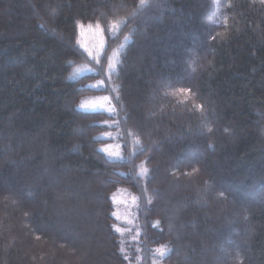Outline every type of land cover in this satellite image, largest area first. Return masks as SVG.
I'll list each match as a JSON object with an SVG mask.
<instances>
[{"label":"trees","instance_id":"trees-1","mask_svg":"<svg viewBox=\"0 0 264 264\" xmlns=\"http://www.w3.org/2000/svg\"><path fill=\"white\" fill-rule=\"evenodd\" d=\"M145 5L0 0V264H129L120 187L138 264H264V0ZM81 26L105 46L75 76ZM101 76L126 159L101 150L113 117L78 107Z\"/></svg>","mask_w":264,"mask_h":264},{"label":"rangeland","instance_id":"rangeland-1","mask_svg":"<svg viewBox=\"0 0 264 264\" xmlns=\"http://www.w3.org/2000/svg\"><path fill=\"white\" fill-rule=\"evenodd\" d=\"M80 42L82 47L87 51L88 55L93 60V63L76 68L74 70V75L78 76L84 73L98 72L99 66L96 65V62L103 53L105 46L101 29L94 26H81ZM118 59V50H115L109 60L106 69L107 73L111 71L109 70V64L111 63L113 68H115ZM105 85L106 78L104 76L91 80L86 85L90 89V92L81 98L78 107L87 111H104L113 117L104 122L110 128L101 134V137L108 139L107 142L101 145V150L108 158L126 159L128 158V155L125 153L123 141L120 137V130L118 129L119 121L117 118V108L110 93L99 91ZM93 105H95V110H93ZM105 149H107V151H104ZM109 153H119V157L112 156ZM112 199L114 204V213L116 214L115 217L116 219L119 217L117 219L116 228L120 229L118 233L120 235L121 249L128 258L129 264H138V260L135 257L138 252L137 250H139V248L136 247L140 234V225L137 215L138 197L129 188L120 187L113 192ZM154 256L156 260L162 257L160 252L157 250L154 251Z\"/></svg>","mask_w":264,"mask_h":264},{"label":"snow or ice","instance_id":"snow-or-ice-1","mask_svg":"<svg viewBox=\"0 0 264 264\" xmlns=\"http://www.w3.org/2000/svg\"><path fill=\"white\" fill-rule=\"evenodd\" d=\"M146 5H145V0H140V7L141 8H143V7H145ZM120 23H124L123 21H121V22H119V23H116V24H113L112 25V28L113 29H118L119 28V26H120ZM90 55H91V53H90ZM97 63H99V60H97ZM112 68H113V65L110 63L109 64V70H112ZM105 99H107V98H105ZM93 110H95V105H93ZM104 151H107V149H105ZM110 155H112V156H116V157H119V153H109ZM147 173H148V169L147 168H142L141 169V172H140V174L141 175H147ZM123 175V174H122ZM116 214L115 213H113V216H115ZM119 217H117V219H118ZM159 222H157V224H158ZM116 231H120V229L119 228H116ZM157 251L158 252H160V255L161 256H163V255H166V253L164 252V251H162V250H160V249H157Z\"/></svg>","mask_w":264,"mask_h":264}]
</instances>
